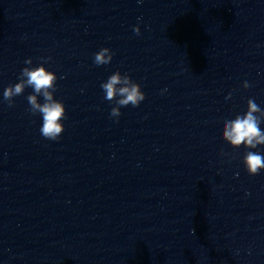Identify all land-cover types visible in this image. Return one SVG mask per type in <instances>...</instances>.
<instances>
[{
	"label": "water",
	"instance_id": "1",
	"mask_svg": "<svg viewBox=\"0 0 264 264\" xmlns=\"http://www.w3.org/2000/svg\"><path fill=\"white\" fill-rule=\"evenodd\" d=\"M47 56L57 141L31 87L3 100ZM117 70L145 94L118 122ZM249 98L264 109V0H0V264H264V169L222 139Z\"/></svg>",
	"mask_w": 264,
	"mask_h": 264
},
{
	"label": "clouds",
	"instance_id": "2",
	"mask_svg": "<svg viewBox=\"0 0 264 264\" xmlns=\"http://www.w3.org/2000/svg\"><path fill=\"white\" fill-rule=\"evenodd\" d=\"M140 2L142 0H137V3ZM137 19L140 20L139 17ZM132 31L134 34L140 35L139 24L133 26ZM114 54L109 48L102 47L93 54V64L96 66L107 65L111 62ZM39 59L42 62L37 66L21 69L18 77L19 82L4 88L3 100L7 101L9 107H12L13 98L23 94L26 87H31L33 92L26 97L30 105L28 111L31 115L39 113L42 116V126L39 129L41 135L47 140L57 141L64 130L62 121L66 119L65 106L61 100L54 99L56 74L48 71L44 66L51 60V56ZM24 63L32 65L31 58L26 59ZM251 86V81L242 83V87L245 89ZM100 87L105 93L104 99L115 104L109 115L116 118V122L121 115V107H127L129 104L132 107H138L140 102L145 99L140 84L132 80L128 73L121 74L119 70L113 72L106 81L101 82ZM38 96L43 98V103L38 102ZM231 96L230 92L225 99H230ZM262 122H264V109H261L253 98L247 100L246 111L227 118L223 122L222 139L232 148L243 146L246 149L241 163L249 176H255L264 169V154L252 151L257 146L264 145V130L260 127Z\"/></svg>",
	"mask_w": 264,
	"mask_h": 264
}]
</instances>
